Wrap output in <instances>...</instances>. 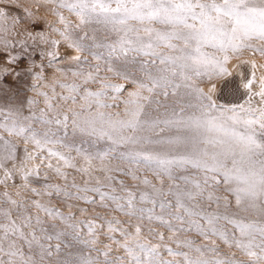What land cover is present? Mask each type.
I'll return each instance as SVG.
<instances>
[{
	"label": "snow or ice",
	"instance_id": "1",
	"mask_svg": "<svg viewBox=\"0 0 264 264\" xmlns=\"http://www.w3.org/2000/svg\"><path fill=\"white\" fill-rule=\"evenodd\" d=\"M33 3L37 11L46 6L56 21L38 16L19 0H0V44L6 50L17 42L22 49L50 43L52 51L41 55L51 57V64L61 41L35 30L45 20L74 50L68 59L76 68L67 71L80 82L54 75L50 92L39 91L44 107L28 98L27 115L24 104L0 107V264H264V71L257 76L264 63L238 61L237 67L251 66L250 76L240 74L244 104L225 105L213 98L218 90L229 89L233 57L244 50L264 57V0ZM12 4L23 14L13 15ZM21 32L22 39L9 38ZM83 52L102 60L103 69ZM17 59L10 56L8 62ZM55 71L66 74L64 68ZM102 71L130 84L123 112L105 111L119 107L106 99L120 98L110 92L122 93L126 86L100 78ZM35 76L45 79L42 72ZM97 82L100 88L88 87ZM39 87L34 83L32 90ZM58 87L67 92H57ZM69 127L73 137L87 139L69 141ZM4 132L34 145L32 151L24 148L19 166L7 167L17 159V144ZM44 151L45 166L54 168L63 183H45L42 191L29 183L40 175L41 165L28 162ZM16 173L21 183L9 191L8 181ZM221 189L229 195H221ZM45 196H57L63 207L43 202ZM83 205L105 211L92 209L94 215L78 217L90 212ZM233 207L260 219L238 215L230 211Z\"/></svg>",
	"mask_w": 264,
	"mask_h": 264
},
{
	"label": "rangeland",
	"instance_id": "2",
	"mask_svg": "<svg viewBox=\"0 0 264 264\" xmlns=\"http://www.w3.org/2000/svg\"><path fill=\"white\" fill-rule=\"evenodd\" d=\"M20 3H22L25 7H28L30 9H32L33 11H37L36 9V5L33 3V0H19ZM2 6V5H0ZM9 11L13 14V15H22L23 14V9L21 8H17L15 7L14 4L9 5ZM62 11L64 12V15L72 20L73 22H78L77 17L68 12L66 9H62ZM37 15L38 16H45L47 17V20H51V21H56V17L53 16L48 8L45 7H41L38 11H37ZM57 27H61L63 28L64 26L62 24L57 23L56 24ZM21 27L20 25H18V28ZM35 30L39 31V30H43L45 32H48L49 36L53 39H58L61 41L59 48H58V52H59V56L56 60L52 61L51 64H49V61L51 60V57L44 55H41V51L43 50L44 52H48V51H52L53 46L49 43L48 45H43V44H39L37 43L36 47H28V48H24L22 49L20 44L17 42L15 48L9 46L6 50L4 49V45L0 44V107H12V106H17L20 104H24V114L27 115L28 112L30 111V109L27 107V99L28 98H34L36 100H39L40 103L39 105H37L38 108L40 107H44V98L42 96L39 95V91H49L50 89L48 88V83L53 79L54 75L56 76V78L64 80L66 82H72V81H76V82H80V78L79 77H74L72 76L71 72H68V68L71 67L73 69L76 68V64L74 61H71L70 59H68V56L70 55H74V50L70 49L67 46V42H65L62 37H60L59 33H55V32H51L50 29L47 26V23L45 20H39V22L35 25ZM89 31V34H92V29L89 28L87 29ZM97 36L99 37L100 35H102L103 33L101 32H97L96 33ZM10 39H14V41H18L19 39L23 38V33L21 32L20 35H16V33H13L10 37ZM29 44H32V41L29 40ZM208 51H212V49H207ZM96 51H99L101 53H104L105 50L104 49H98ZM82 56H85L88 58V60L90 61L91 64H96V63H100L101 67L103 69L104 67V63L103 61H97L93 56L89 55L88 52H83L81 54ZM10 56H17L18 59L15 63H9L8 62V58ZM30 57V58H29ZM236 60H255L257 63L261 62L264 63V57H262L259 53H255L253 54L251 50H244L243 54L240 55L238 58L237 57H233L232 60H230L229 62ZM43 64L44 67L43 69H41L40 65ZM34 65V66H33ZM60 67V68H64L66 74H59L56 73V68ZM84 68H88L89 65H84ZM8 68L9 71L8 73L4 72V69ZM238 70H235L234 73H232V76L227 77L226 79L229 81V87L231 89H234L235 86H239L240 90L243 92L242 96L245 97V99L247 100V94L245 89L242 86V79L240 74L244 73L245 75L250 76L251 73V66L249 64H242L240 65V67H236ZM94 71V69H93ZM264 71V70H261ZM38 72H42L43 76L45 79L43 80H37L35 73ZM18 73V75H17ZM107 77L112 83H116V84H124L125 90L122 93H114V92H110V96L111 95H118L120 98L117 100H111L109 98L108 102L109 103H113V104H117L119 105V107H113V108H109L106 109L105 111L108 112H123V108H124V104H123V100L126 99L128 97V92H130L132 90L130 84L127 81H124L123 79L116 77L115 75H113L112 73H108L106 71H102L101 72V76L100 78H104ZM39 84L40 87L38 90L33 91L32 90V85L33 84ZM202 87H206L209 86L207 81H204L201 83ZM88 87L92 88L93 90H96L98 88L101 87V85L97 82V83H90L88 85ZM218 89H219V84H218ZM254 91L258 90V88L254 87L253 89ZM205 91H207L205 89ZM57 92H67L66 89H61V88H57ZM220 93L221 91H217L216 93H213V98L217 99V101L221 104H225V105H239L242 104V101L236 104H232V103H225L220 99ZM245 94V95H243ZM241 95V94H239ZM259 104V98L256 97L254 98L253 101V105L256 106ZM37 127H39V125H37ZM6 137H8L9 139L13 140L16 144H17V151H16V156L17 159L16 160H9L7 162V167L8 168H12L13 165H17L19 166V163L21 160H23L24 158V148L27 147L29 149V151H32L34 149V145L31 143L25 144L24 140L22 137H18V136H9V134L7 132L3 133ZM67 139L69 141L71 140H75L77 143L81 140V139H87V138H82L81 136L77 135L75 137L72 136V132H71V127H69V134ZM103 146V145H101ZM54 147L56 148H61L60 145H55ZM85 147H87V145H85ZM2 154V153H0ZM47 156V152L44 151L43 153H41L40 156L37 157V159L35 161H29V166H31L32 164H39L40 166V175L39 176H33L30 178L29 183L31 184L32 187L34 188H38L41 189L43 191V186L45 183H49V184H55V183H63V179L55 172L54 168H48L46 167V161L44 160V157ZM51 162L53 163V165H55L57 163L56 158H51ZM68 171H73L71 169H68ZM4 173V169L0 168V177L3 176ZM75 174V173H74ZM147 175L149 176V178L153 179L155 181V178L152 176V173H147ZM124 179H126L130 184L136 183L135 181H131L129 178L127 177H122ZM21 183V179H20V174L16 173V178L15 180H9L8 181V185H9V191L12 190V186L16 185L18 186ZM4 188L3 185H0V191H2ZM220 194L221 195H229L228 193L224 192L222 189L220 190ZM28 195L33 196L36 199H41L40 197H35L34 193H28ZM229 199H233L231 196H229ZM43 202H50L52 205H55L57 207H63V202L60 198H58L57 196H53L51 198L45 196L42 198ZM81 204H83V202H80ZM233 203H234V199H233ZM86 207H90V212L88 214H81V213H77L78 217H81L83 215H94V212L92 211V209H95V211H105L102 209H98L96 208V206H88V205H83ZM65 211H68V209H64ZM32 211H36L35 209H32ZM73 211H75V209H73ZM230 211L237 213L238 215H243V216H247L250 219H256L259 220L260 217L256 216L252 213H240L238 209H236L235 207H233L232 209H230ZM109 215H116L119 216L122 220L123 219H127V217H124L123 214L118 213V212H111L109 211L108 213ZM41 215H43V213L41 212ZM57 223H59V221H57ZM156 226V225H153ZM229 229L232 228L231 225H228ZM161 231H165V229H161ZM192 236L195 237V233L190 234ZM103 239V237H102ZM153 242H156L155 240ZM197 242H200V238H197ZM219 243V241H217ZM53 243H55V241H53ZM175 247V245H173ZM221 247L223 248V251L225 252H236L237 256L239 258L242 259H247V257H244L242 253L239 252V250L237 249H229L224 245H221ZM166 258L172 259L173 257H169L167 253H164ZM175 259H180V257H175Z\"/></svg>",
	"mask_w": 264,
	"mask_h": 264
},
{
	"label": "bare ground",
	"instance_id": "3",
	"mask_svg": "<svg viewBox=\"0 0 264 264\" xmlns=\"http://www.w3.org/2000/svg\"><path fill=\"white\" fill-rule=\"evenodd\" d=\"M238 61L233 60L231 62L228 63V68L229 70L234 73L235 70H238L237 67ZM258 64H261V62H259ZM240 67V66H239ZM261 73V69H257V76H259ZM209 86H206L205 89L208 90ZM256 87V86H254ZM257 88V87H256ZM242 90V89H241ZM240 90L239 86H235L234 89H231L229 87L228 90L223 91L220 93V99L225 102V103H232V104H236L242 101V104L245 103L246 99L244 96H242V91ZM241 94V95H239ZM245 95V94H243ZM219 101V100H218Z\"/></svg>",
	"mask_w": 264,
	"mask_h": 264
}]
</instances>
